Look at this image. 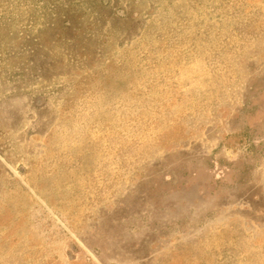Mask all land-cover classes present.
Returning <instances> with one entry per match:
<instances>
[{
  "label": "rangeland",
  "instance_id": "obj_1",
  "mask_svg": "<svg viewBox=\"0 0 264 264\" xmlns=\"http://www.w3.org/2000/svg\"><path fill=\"white\" fill-rule=\"evenodd\" d=\"M0 264H264V0H0Z\"/></svg>",
  "mask_w": 264,
  "mask_h": 264
}]
</instances>
